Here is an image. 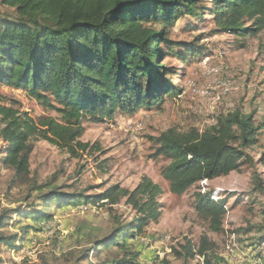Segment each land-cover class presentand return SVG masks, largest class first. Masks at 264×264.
I'll return each mask as SVG.
<instances>
[{"label": "trees", "instance_id": "1", "mask_svg": "<svg viewBox=\"0 0 264 264\" xmlns=\"http://www.w3.org/2000/svg\"><path fill=\"white\" fill-rule=\"evenodd\" d=\"M0 3L13 9L11 16L0 15V88L23 91L43 109L55 113V117L34 120L21 113L12 101L0 103V139L5 143L0 160L18 181L29 174L33 140L45 141L75 156L88 149L79 140L86 120L100 122L112 119L116 113L133 115L140 109L161 106L166 96H178L180 90L172 83L177 73L164 65L163 59L175 54L185 63L186 56L199 57L204 52L194 43H175L168 38L179 20L208 15L216 32L238 37L242 42L248 36L264 34V0H211L209 7L201 0ZM263 128L255 125L252 114L235 109L218 114L213 125L201 131L169 129L151 140L155 146L153 157L168 162L160 168L159 175L167 182L168 191L180 196L203 181L239 172L246 164L264 168V152L256 162L247 153ZM255 181V192L264 196L257 175ZM40 188L34 185L31 189ZM160 194V187L147 177H142L131 191L112 186L96 196L53 190L39 197L40 208L32 203L1 211L0 246L6 250L14 248L16 241L25 240V233L21 237L2 233L12 216L38 223L50 218L51 207L73 206L81 201L116 204L123 198L134 211V219L118 224L112 233L95 240L73 264H138L140 251L128 239L133 240L143 227L158 221ZM214 194L199 189L192 208L208 230L218 234L227 210L211 198ZM257 242L260 248L264 235ZM91 250L95 263L89 261ZM101 251H107V255L98 259ZM213 251L214 244L206 237H200L196 246L185 240L179 249H171L175 259L199 256L204 264H211Z\"/></svg>", "mask_w": 264, "mask_h": 264}, {"label": "rangeland", "instance_id": "2", "mask_svg": "<svg viewBox=\"0 0 264 264\" xmlns=\"http://www.w3.org/2000/svg\"><path fill=\"white\" fill-rule=\"evenodd\" d=\"M201 1L211 5V0ZM12 14L11 7L0 3V15ZM168 38L204 48L199 57L186 56L185 63L175 54L163 59L164 65L177 73L172 83L180 90L179 95L166 96L161 106L140 109L133 115L116 113L112 119L100 122L86 120L79 140L88 149L75 156L45 141L33 140L29 174L23 181H18L0 160V213L32 203L40 208L39 197L53 190L86 196H96L112 186L131 191L142 177H147L161 189L157 198L160 217L156 223L143 227L133 240L128 239L140 251L138 264H204L202 257L175 259L171 252L185 240L196 246L200 237L214 244L211 264H251L252 259L255 264H264V244H260L261 248L256 246L264 235V196L254 189L257 175L264 190V168L246 164L239 172L203 181L176 196L159 175L160 168L168 162L153 157L155 146L151 141L169 129L204 130L213 125L218 114L235 109L252 114L255 125L264 126V34L248 36L242 42L238 37L216 32L210 17L204 15L202 19L179 20ZM8 101L14 102L28 118L55 117L53 111L43 109L23 91L1 87L0 103L7 105ZM4 148L0 139V159ZM263 152L264 128L257 135L256 144L247 150L255 162ZM34 185L42 188L33 190ZM198 188L202 192L213 191L211 198L227 210L221 233L210 232L193 211ZM48 213L50 218L38 223L12 216L2 233L18 237L25 233V240L16 241L14 248L6 250L0 246V264H73L95 240L135 217L123 198L116 204L81 201L73 206L51 207ZM26 226L32 228L24 229ZM106 252L101 251L98 259H103ZM89 257V261L97 262L92 250Z\"/></svg>", "mask_w": 264, "mask_h": 264}, {"label": "built area", "instance_id": "3", "mask_svg": "<svg viewBox=\"0 0 264 264\" xmlns=\"http://www.w3.org/2000/svg\"><path fill=\"white\" fill-rule=\"evenodd\" d=\"M251 264H255V263H254V261H253V259H252V262H251Z\"/></svg>", "mask_w": 264, "mask_h": 264}, {"label": "bare ground", "instance_id": "4", "mask_svg": "<svg viewBox=\"0 0 264 264\" xmlns=\"http://www.w3.org/2000/svg\"><path fill=\"white\" fill-rule=\"evenodd\" d=\"M263 244V243H262ZM260 248H261V246H260ZM262 250H263V248H262Z\"/></svg>", "mask_w": 264, "mask_h": 264}, {"label": "crops", "instance_id": "5", "mask_svg": "<svg viewBox=\"0 0 264 264\" xmlns=\"http://www.w3.org/2000/svg\"><path fill=\"white\" fill-rule=\"evenodd\" d=\"M45 221V220H44ZM40 222H42V221H40ZM34 236H35V234H34Z\"/></svg>", "mask_w": 264, "mask_h": 264}]
</instances>
